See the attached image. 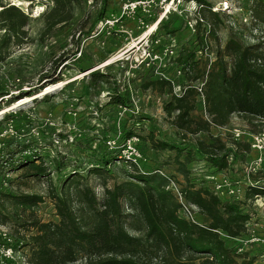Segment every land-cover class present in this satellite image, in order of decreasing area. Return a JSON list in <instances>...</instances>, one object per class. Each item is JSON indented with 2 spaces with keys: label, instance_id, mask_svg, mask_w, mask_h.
Instances as JSON below:
<instances>
[{
  "label": "trees",
  "instance_id": "trees-1",
  "mask_svg": "<svg viewBox=\"0 0 264 264\" xmlns=\"http://www.w3.org/2000/svg\"><path fill=\"white\" fill-rule=\"evenodd\" d=\"M74 1L80 0H53L46 31L68 20ZM196 1L200 8L195 26L206 59L198 57L197 49L184 44L174 60L183 78L179 92L175 91L173 80L163 75L142 83L145 90L170 93L164 111L180 138L168 139L154 131L145 135L134 130H128L124 137L126 140L135 135L147 139L156 151L175 153L177 171L184 178L183 182L177 180L183 202L205 221L199 222L185 212L184 203L170 185L175 178L164 174L161 168L142 171L138 163L124 158L129 168L119 181L112 167L120 151L106 144L107 137L85 174L82 169L74 170L64 176L59 187L50 183L49 197L57 218L43 220L38 206L45 200V194L15 185L45 178L51 181L52 173L61 172L66 160L59 154L47 153L44 150L47 144L21 137L22 124L17 119L26 112L20 109L6 113L0 120V126L15 128L11 140L0 138V179L4 177L0 181V221L13 226L7 244L16 251L27 248L23 252L25 264H255L257 255L244 248L243 240L239 244L235 241L247 233L252 217L246 208L247 199L264 194V186L249 185L246 199L222 198L210 182L198 185L189 165L204 160L216 170H228L231 155L234 160L251 152V143L246 140L233 136L223 139L213 134L216 127L233 129L234 117H242L257 132L264 130V38L235 35L225 44L219 38H208L217 36L222 19L207 0ZM108 4L104 0L101 16L93 22L91 30L104 16ZM142 4L136 9H141ZM0 7V29L5 37H12L0 38L1 60L8 43L23 41L19 37L25 33L30 17L20 7L3 0ZM252 10L256 21L264 24V0H257ZM158 25V30L174 34L165 17ZM105 77L106 74L94 70L91 83L104 81ZM18 78L20 81L21 76ZM46 86L30 88L25 96H32ZM10 92L0 88V103ZM13 101L9 99L7 103ZM111 102L134 107L131 96L117 88L111 94ZM199 105L204 111L196 116ZM3 133L0 129V135ZM92 178L102 181L98 186L101 190L91 183ZM109 178L116 179L112 185ZM11 262L5 260L0 264Z\"/></svg>",
  "mask_w": 264,
  "mask_h": 264
},
{
  "label": "rangeland",
  "instance_id": "rangeland-1",
  "mask_svg": "<svg viewBox=\"0 0 264 264\" xmlns=\"http://www.w3.org/2000/svg\"><path fill=\"white\" fill-rule=\"evenodd\" d=\"M107 1L109 4L104 16L93 30L92 24L101 16L104 0L74 1L68 20L48 32L47 20L54 6L53 0H3L20 7L30 20L25 33L19 37L24 38L21 43L11 41L5 46L4 42L0 88L10 89L11 92L0 103V120L6 113L24 110L26 113L17 119L22 124L21 137L47 144L44 147L47 153L51 156L59 154L66 160L61 172L52 173V182L45 178L15 185L23 190L45 194V200L38 206V214L43 220L57 218L54 203L49 197L50 183L59 187L64 176L74 170L82 169L80 171L85 174L93 165L94 154L101 150L106 137L112 141L109 143L106 140V144L120 151L119 159L112 167L119 181L129 168V162L124 158L134 157L142 171L161 168L164 174L175 178L174 190L181 188L177 180H184L177 171L174 152L156 151L147 139L137 136L132 141L126 139L132 147L124 146V136L128 130H134L145 135L154 131L168 139L179 137L177 128L170 123L164 111V102L170 93L160 94L152 88L145 90L142 83L163 75L173 80L175 91L179 92L183 78L174 60L184 44L197 49L198 57L206 59L207 54L195 26L200 5L196 0ZM207 1L222 19L217 36L209 35L208 38H219L222 44L235 35L264 38V24L256 21L252 10L257 0ZM140 3H143L141 9H136ZM163 17L174 34L158 30L159 25L151 31L153 24ZM154 19L157 20L152 22ZM0 38L12 37H5L4 30L0 29ZM94 70L106 74L105 80L92 84L91 72ZM18 76H21L20 81ZM55 78L59 81L53 82ZM42 84H47L41 90L44 93L25 101V97H30L25 96V92ZM116 88L131 96L134 107L125 108L111 102V94ZM21 94L24 97L21 98ZM47 94L49 98L44 99ZM9 99L14 101L7 103ZM203 111V106L199 105L194 115L199 116ZM233 126L231 130L213 128V134L223 139L233 136L252 143L259 133L264 132H257L240 116L233 118ZM0 129L4 130L0 138L7 141L15 134L13 125L3 124ZM235 129L240 130L239 136L235 135ZM105 133L107 136H104ZM138 152L140 156L136 155ZM259 158L263 160L256 164ZM230 161L229 169L222 171L216 170L207 161H194L189 165L192 178H197L198 185L210 182L222 198L246 199L249 185L264 186V145L261 151L252 148L251 152L242 153L234 160L231 155ZM257 167L258 170L254 171ZM92 179L93 185L100 186L102 181ZM114 180L109 178V185ZM235 188L238 191L230 193L229 189ZM98 189L101 190V187ZM250 198L246 207L252 214L248 231L235 242L239 244L243 240L244 248L257 255L255 264H264V194ZM193 216L199 222L205 221L197 212ZM12 227V223L0 221V230L11 232ZM23 252H27V248L17 250L20 260L25 257Z\"/></svg>",
  "mask_w": 264,
  "mask_h": 264
},
{
  "label": "built area",
  "instance_id": "built-area-1",
  "mask_svg": "<svg viewBox=\"0 0 264 264\" xmlns=\"http://www.w3.org/2000/svg\"><path fill=\"white\" fill-rule=\"evenodd\" d=\"M199 89L201 90V87ZM239 131L240 130H237V129L234 130V133H235L236 136H239V134H240ZM134 136H132L129 139H131V141H132L133 138L137 139V137L136 136L134 137ZM111 142L112 141L109 140V143H111ZM127 145L129 147H132L131 144H130V141H129V143H127V140H126V143L124 144V146H127ZM263 145H264V132L263 133H259L254 138L253 142L251 143L252 148L258 149L260 151L263 148ZM136 155L140 156V153L138 152V154H136ZM127 159H131L132 161L138 163L136 157L127 158ZM262 160H263V158H259V161L256 164H260L262 162ZM256 170H258V167L254 168V171H256ZM170 185L172 187V185H176V182L171 180ZM173 189H175V188H173ZM229 191H230V193H236L238 190H237V188H235V189H229ZM175 192L178 194V196L180 197L181 201L183 202L182 194H181L180 190L176 189ZM184 210L189 216L194 218V216H193L194 215V211H192V208L190 206H188L187 204H185V203H184ZM8 232L9 231H6L4 229L0 230V256H1V260L0 261L4 262L5 260H12L11 264H25L26 258L23 257L22 260H20V258H17V251L11 245L7 244V242L10 241Z\"/></svg>",
  "mask_w": 264,
  "mask_h": 264
},
{
  "label": "bare ground",
  "instance_id": "bare-ground-1",
  "mask_svg": "<svg viewBox=\"0 0 264 264\" xmlns=\"http://www.w3.org/2000/svg\"><path fill=\"white\" fill-rule=\"evenodd\" d=\"M157 25H158V23H155V24H153V26H152V28H151V31L152 30H154L156 27H157ZM140 40V39H139ZM128 51V50H127ZM123 53V52H122ZM121 55V54H120ZM117 58V57H116ZM108 61V60H107ZM114 61V60H113ZM103 65V64H102ZM62 84V83H61ZM47 89V88H46ZM41 92V91H40ZM44 93V91L43 92H41V93H38V94H36V95H34V96H30V97H25L24 99H25V101L26 100H30V99H32L33 97H35V96H39V95H42ZM45 93H46V91H45ZM24 99H22L23 101H24ZM24 101V102H25Z\"/></svg>",
  "mask_w": 264,
  "mask_h": 264
},
{
  "label": "water",
  "instance_id": "water-1",
  "mask_svg": "<svg viewBox=\"0 0 264 264\" xmlns=\"http://www.w3.org/2000/svg\"><path fill=\"white\" fill-rule=\"evenodd\" d=\"M162 19V18H161ZM157 23H159V22H157Z\"/></svg>",
  "mask_w": 264,
  "mask_h": 264
}]
</instances>
